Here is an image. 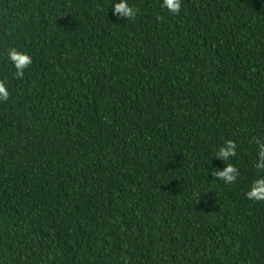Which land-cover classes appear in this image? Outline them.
<instances>
[{"label": "trees", "instance_id": "16d2710c", "mask_svg": "<svg viewBox=\"0 0 264 264\" xmlns=\"http://www.w3.org/2000/svg\"><path fill=\"white\" fill-rule=\"evenodd\" d=\"M109 3L0 0V264H264V0Z\"/></svg>", "mask_w": 264, "mask_h": 264}, {"label": "clouds", "instance_id": "9594fccd", "mask_svg": "<svg viewBox=\"0 0 264 264\" xmlns=\"http://www.w3.org/2000/svg\"><path fill=\"white\" fill-rule=\"evenodd\" d=\"M182 0H161L160 8L166 10L170 15L178 16L181 13ZM111 9L112 16L117 21L135 20L138 9L129 4V0H110L108 10ZM7 64L13 69V78L23 80L25 71L32 65V57L23 50L15 47L9 48L7 54ZM10 98V92L6 80H0V103H5ZM258 147L257 158L253 164L256 171L254 178L245 192V198L253 202H264V143L256 140ZM237 155V144L232 140H226L213 154L212 160L222 162V168H214L210 175L212 179L222 181L225 185L236 184L240 178V170L230 161ZM227 162V163H225Z\"/></svg>", "mask_w": 264, "mask_h": 264}]
</instances>
